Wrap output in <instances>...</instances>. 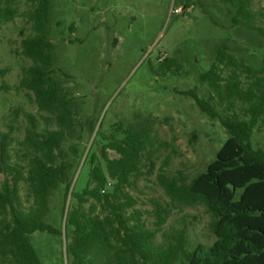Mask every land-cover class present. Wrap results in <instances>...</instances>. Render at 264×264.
I'll use <instances>...</instances> for the list:
<instances>
[{
	"label": "trees",
	"instance_id": "1",
	"mask_svg": "<svg viewBox=\"0 0 264 264\" xmlns=\"http://www.w3.org/2000/svg\"><path fill=\"white\" fill-rule=\"evenodd\" d=\"M52 1L0 0V30L17 18L21 4L31 6L26 16L31 34L21 43V54L31 65L23 68L16 90L25 92L40 112L49 115L46 129L39 131L37 118L20 108L13 110L14 123L23 116L29 124L20 163L13 162L9 135L0 140V175L6 177L0 185V264H42L32 235L63 236V231L45 222L52 192L60 185H66L72 198L64 229L71 264H264V155L253 150L251 141L264 123V59L261 68L254 69L227 45L218 50L209 70L201 75L211 96L208 101H197L203 113L220 119L230 138L216 160L190 183L159 176L173 204L203 206L213 217L210 227L216 241L192 245L186 228L164 232L172 214L170 204L151 201L155 219L151 229L144 220L146 212L137 208L139 198L133 195L143 169L154 168V121L139 128L118 122L113 133L100 132L105 144L99 155L90 157L87 187L71 192L62 145L76 126L75 110L55 77L54 44L49 39ZM218 1L229 7L233 27H244L264 38V8L255 10L253 0ZM177 4L195 2L179 0ZM5 74L0 71V76ZM216 100L228 106L226 117L210 103ZM238 102L243 105L242 115L236 111ZM109 150L117 157L111 158ZM22 182L33 199L29 208L21 197Z\"/></svg>",
	"mask_w": 264,
	"mask_h": 264
},
{
	"label": "rangeland",
	"instance_id": "2",
	"mask_svg": "<svg viewBox=\"0 0 264 264\" xmlns=\"http://www.w3.org/2000/svg\"><path fill=\"white\" fill-rule=\"evenodd\" d=\"M53 0L49 39L54 44L55 77L74 103L75 128L63 143V155L71 192H82L90 179V157L100 154L105 144L100 132L113 133L114 125L139 128L154 121L157 144L154 168L143 169L133 195L144 220L154 228L153 199L171 205L172 214L165 233L186 228L190 243L212 245L213 217L203 206L173 204L161 186L160 175L190 183L204 173L217 158L230 135L220 122L201 110L197 99L208 101L209 86L201 82L227 45L231 52L254 69L262 66L264 38L244 27H233L229 7L218 0ZM184 0H182L183 2ZM253 8H264V0H253ZM204 7V10L202 7ZM31 6L18 8L17 18L0 30V140L8 134L13 162L23 158L21 143L29 127L22 116L13 122V110L20 108L38 120L39 131L46 129L45 118L25 92H18L23 68L31 61L21 54L22 40L31 34L27 13ZM212 18L218 25L214 24ZM226 117L227 105L210 102ZM243 105L236 111L243 114ZM55 128V127H53ZM252 148L264 155V123L252 135ZM111 158L117 154L109 150ZM62 160H59V163ZM0 175V185L5 180ZM20 193L25 207L33 199L22 182ZM72 202L66 185L52 192L50 212L45 222L63 231V236L46 232L32 235L33 246L42 264H71L67 255L65 214ZM162 234L157 242H162Z\"/></svg>",
	"mask_w": 264,
	"mask_h": 264
}]
</instances>
